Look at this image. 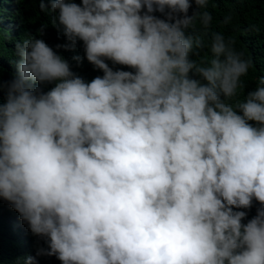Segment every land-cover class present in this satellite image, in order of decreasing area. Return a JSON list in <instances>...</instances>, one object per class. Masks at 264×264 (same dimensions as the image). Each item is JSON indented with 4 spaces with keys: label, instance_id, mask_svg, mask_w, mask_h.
<instances>
[{
    "label": "clouds",
    "instance_id": "obj_1",
    "mask_svg": "<svg viewBox=\"0 0 264 264\" xmlns=\"http://www.w3.org/2000/svg\"><path fill=\"white\" fill-rule=\"evenodd\" d=\"M192 3L39 0L67 40L56 49L83 42L103 74L86 81L33 37L16 44L13 78L0 77V199L45 238L37 255L264 264V78L235 108L226 102L252 62L218 33L210 62L191 59L203 45L187 29L212 19L198 11L209 0L189 15Z\"/></svg>",
    "mask_w": 264,
    "mask_h": 264
},
{
    "label": "trees",
    "instance_id": "obj_2",
    "mask_svg": "<svg viewBox=\"0 0 264 264\" xmlns=\"http://www.w3.org/2000/svg\"><path fill=\"white\" fill-rule=\"evenodd\" d=\"M80 3V0H75ZM197 10L192 3L189 15ZM199 12L207 11L212 19L205 27L199 17L193 26L187 29L186 34L199 38L202 47L196 48L190 58L198 64H206L213 57L211 51L212 37L221 34L225 41H231V46L236 52L243 53V59L251 60L252 64L246 75L241 76L242 87L237 95L230 100L234 108L237 103L246 99L249 91L255 90L261 78H264V0H209L206 8L198 9ZM164 18L162 14L155 13ZM227 18V22H226ZM54 14L51 11H41L39 0H0V77L9 81L15 73V62L19 59L16 55V44L33 37L42 38L49 46L69 60L72 70L90 81L102 71L95 69L84 58L83 42L77 43L74 51L56 49V45L67 43L62 31L53 24ZM43 29V31H39ZM74 55L82 58V63L77 64L72 59ZM110 67L131 70L121 65ZM54 86L53 83L44 85L47 91ZM4 97L0 94V101ZM260 205L253 202L244 222L251 219ZM244 210V209H242ZM40 247L47 248L45 238L31 233L26 222L22 221L19 213L8 201L0 199V264H27V257H34L32 264H61L55 256L37 255Z\"/></svg>",
    "mask_w": 264,
    "mask_h": 264
}]
</instances>
